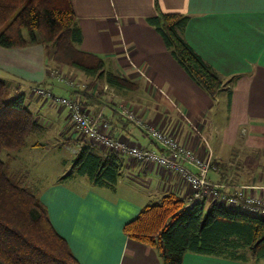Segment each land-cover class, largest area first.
Returning a JSON list of instances; mask_svg holds the SVG:
<instances>
[{
	"label": "crops",
	"instance_id": "1",
	"mask_svg": "<svg viewBox=\"0 0 264 264\" xmlns=\"http://www.w3.org/2000/svg\"><path fill=\"white\" fill-rule=\"evenodd\" d=\"M156 4L163 13L189 15L185 39L217 72L226 78L241 75L232 92V118L219 136V126L209 119L212 104L207 94L181 69L146 22L156 15ZM73 7L83 35L80 49L99 56L105 68L108 63L109 71L135 86L116 92L109 88L115 96L110 100L109 93L101 90L106 85L97 87L102 103L94 100L89 108L108 121L110 135L128 147L162 152L141 128L120 114L123 102L145 126L172 136L198 158L210 156L218 163L219 167L207 175L211 186L221 185L228 193L243 188L245 198L264 200V0H73ZM53 70L40 45L0 47V79L30 78V94L25 96L29 108L32 102L41 109L55 104L40 102L33 95V84L45 83V88L60 97L72 96L86 86L84 79L79 81L81 73L71 68L58 67L55 72L73 78L75 88L61 82ZM52 79L66 88H51ZM56 111L57 119L44 125L46 132L55 130L65 141H76L79 148L88 142L105 150L71 128L80 136L75 138L65 122L69 121V110ZM127 124L137 130H129ZM119 153L123 171L111 189L116 194L113 197L91 187L85 190L58 181L44 187L40 199L80 264H161L157 253L129 239L123 226L167 193H176L188 202L191 186L176 172ZM203 201L207 205L212 202L209 198ZM229 207L247 210L241 204ZM182 264L252 263L187 253Z\"/></svg>",
	"mask_w": 264,
	"mask_h": 264
},
{
	"label": "trees",
	"instance_id": "2",
	"mask_svg": "<svg viewBox=\"0 0 264 264\" xmlns=\"http://www.w3.org/2000/svg\"><path fill=\"white\" fill-rule=\"evenodd\" d=\"M156 11L146 22L159 34L176 63L212 101L226 92L230 105L233 88L241 75L223 77L190 46L185 39L189 15L163 13L158 4ZM82 40L73 0H0V47L40 45L52 55L54 71L68 67L82 73L90 82L72 95L79 97L83 107L90 111L92 101L102 103L98 83L115 92L135 86L106 71L99 56L82 51ZM60 81L76 87L74 80ZM14 82L0 79V154L25 147L30 135L46 133ZM213 164L219 167L218 163ZM72 170L75 175L86 176L96 187L114 190L122 177L123 161L119 151H101L86 142ZM30 177L28 170L13 171L10 159H0V262L80 264L66 239L54 228L40 192L29 185ZM123 233L153 249L161 264H182L187 253L240 263L264 262V219L244 211H231L218 201L189 204L176 193H167L126 222Z\"/></svg>",
	"mask_w": 264,
	"mask_h": 264
},
{
	"label": "built area",
	"instance_id": "3",
	"mask_svg": "<svg viewBox=\"0 0 264 264\" xmlns=\"http://www.w3.org/2000/svg\"><path fill=\"white\" fill-rule=\"evenodd\" d=\"M59 79L64 80L62 77ZM72 83L69 82L71 85ZM32 91L38 98L67 108L70 121L76 130L95 144L106 150L128 153L139 162L156 164L178 173L191 186L192 195L188 201L189 204L209 198L212 202L218 201L229 206L241 204L250 213L264 216V200L245 198L243 188L228 193L221 185L211 186L207 180V175L211 170H216V166L210 156L206 160L198 158L187 146L181 144L172 136L153 127L145 126L126 106L122 105L120 107V114L141 128L147 137L160 146L162 152L124 145L110 135V125L107 121H102L101 114L94 115L88 109L83 108L79 97L56 96L41 87H35Z\"/></svg>",
	"mask_w": 264,
	"mask_h": 264
},
{
	"label": "rangeland",
	"instance_id": "4",
	"mask_svg": "<svg viewBox=\"0 0 264 264\" xmlns=\"http://www.w3.org/2000/svg\"><path fill=\"white\" fill-rule=\"evenodd\" d=\"M43 51L45 53V58L47 59V63L49 64L50 69L53 70L55 68V66L52 65V55L49 54L48 51L46 52L44 50V48H43ZM35 63L37 64L36 60H35ZM108 67H109V64L107 63L106 68H105L106 71H109ZM72 70L74 72H77L74 69H72ZM53 73L55 75L57 74L55 71ZM57 75L60 77L63 76L61 73H58ZM80 75H81V77L79 78V81L82 82V79H84V81H86L87 83L90 82L89 81L90 79L87 77L84 78V75L82 73ZM72 77H76V76H72ZM63 78L64 79L66 78L67 80L71 81V78L69 79V77L65 76ZM72 80H74V79L72 78ZM13 81H15L14 84H16V86L20 89L21 93H24L25 96L30 94V92H29V86L31 85L30 78H26L25 76H21V77H18L17 79H15ZM49 81L51 83L50 84L51 88L53 87V88L57 89L58 85H61L63 88H66L64 84L67 85L66 82H63L64 83L63 84V83H60L59 81H57V79H52ZM35 87H41L43 89L49 90V89L45 88V85L44 86H34L33 88H35ZM97 87H98V89H101V84L98 83ZM101 90L109 93V100L112 97H115L112 95L113 92L110 91V89L108 87L102 88ZM57 92H60V90ZM61 92H63L64 95H68V91L66 89H62ZM12 94L14 95L15 92ZM33 95L36 96L34 93H33ZM75 96L76 95L74 94V95L69 96V97L75 98ZM11 97H12V95L10 96V98ZM208 99H210V98L208 97ZM39 101L45 102V100H43V99H39ZM210 101H211L212 107L210 110L209 119L213 120V123L219 126V128H218L219 130H217V132H216L217 135L219 136L222 133L223 127L227 126L230 118H232V115L230 114L231 104L229 105L228 95L226 92L222 93L217 101H212L211 99H210ZM30 105H31L30 110L37 117L40 118V122L43 125H45V123H49V122H52V121L57 119L58 114H57L56 110L67 109V108H64L63 106L56 105V104L48 105V101L45 102V105L51 106V108H49V109H48V106L44 107V109H41V108H39L40 104H34L33 102L30 103ZM122 105H123V102L119 106L122 107ZM235 106H237V105L235 104ZM57 107L60 109H58ZM93 114H94V112H93ZM95 114L97 115V113H95ZM68 118H69V121L67 123V120H66L65 121L66 124H68L70 126V131H72V134L75 135V138H77V137L79 138L80 136L77 135L76 133H74V129L73 130L71 129V128H74V126L70 121V114L68 115ZM128 121H130V120H128ZM236 121L238 122L239 119ZM127 125H128L129 130H132V131L137 130L135 126H132V124H127ZM37 144H39V146H36ZM79 150H80V148H79L78 143L76 141L75 142L74 141H71V142L65 141L64 138H60V135L58 132H56L55 130H50L44 134H35V135L28 136L26 138V146L25 147H23L19 150H16V151H12L9 154H8V152H1L0 159L3 161L4 160L7 161L10 159V161L12 163V170L13 171L19 170V169L29 170V172L31 173V179H30L29 185L34 187V188H37L38 191L40 192V196H41L42 189L44 187L50 186L53 183H56L58 181L59 182L64 181L65 185L68 184V185H71L74 187L80 186V187L84 188L85 190H87L91 187V188L99 190L103 194L109 195L111 197L116 195L109 188H100V187H96V186L92 185V183L89 181V179L86 176H79V175H75L73 173L72 166H73L75 159L78 156ZM119 191L121 192V189ZM121 194H122V192H121ZM227 208L231 211H234V210L241 211V212L244 211V212H247L251 215H255V216H258V217L264 219V216L250 213V211H247V210L245 211L242 208H235V207L232 208L229 206Z\"/></svg>",
	"mask_w": 264,
	"mask_h": 264
}]
</instances>
